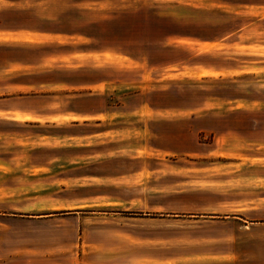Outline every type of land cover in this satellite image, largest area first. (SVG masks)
<instances>
[{
    "label": "rangeland",
    "instance_id": "obj_1",
    "mask_svg": "<svg viewBox=\"0 0 264 264\" xmlns=\"http://www.w3.org/2000/svg\"><path fill=\"white\" fill-rule=\"evenodd\" d=\"M0 8L7 24L64 33L28 43L76 51L81 33L108 50L53 55L25 75L104 69L121 99L95 117L66 113L101 111L93 95L0 101L25 108L0 111V264H264V0ZM17 75L0 71V92Z\"/></svg>",
    "mask_w": 264,
    "mask_h": 264
},
{
    "label": "crops",
    "instance_id": "obj_2",
    "mask_svg": "<svg viewBox=\"0 0 264 264\" xmlns=\"http://www.w3.org/2000/svg\"><path fill=\"white\" fill-rule=\"evenodd\" d=\"M11 13L5 9L0 8V50L3 51L1 53L0 60V71L1 75L10 74L12 72L17 73L18 75L15 77L16 80L12 83L15 88L13 91L0 92V101H8V100H17L18 102H26V101H36L39 103H51L55 99H59L63 96H71V95H93L95 101L100 102L102 104L101 111H91L88 108L87 104H84V109L79 111L75 108H67L66 113L76 116L82 117H95L96 115H105L107 112H111L114 114L116 110L115 108L121 107V99H118L117 93L106 90V84L112 83L115 86H118L117 79H107L105 75L104 69H90V70H81L74 69L66 72L62 71H42L37 73L26 74L25 72L29 69L28 72L34 71V68H38L43 65V61H46L48 58H51L53 55L56 56H67V55H79V54H99L108 51L106 47L102 44L101 47L95 46L93 44H98L97 40L90 35H85L81 33H73L72 36H78L82 38V43L78 44V49L76 51H69V46H55L44 44L43 46H37L33 42H26L23 37L25 34L31 35H63L62 31H47V30H34V29H26L27 27L23 25L7 24L4 22V18ZM17 16L18 14L12 13ZM96 25L95 27H97ZM70 36V37H72ZM12 38V39H10ZM202 43H208L206 41ZM33 48L39 53V50L52 48L55 52L58 49L66 48L68 51L65 53H44L42 56L39 55L37 59L26 58L25 55H29L28 49ZM29 50V51H33ZM72 52V53H71ZM12 53V55H11ZM19 55V57H15L14 54ZM21 54V59H20ZM25 54V55H24ZM32 55V53H31ZM39 71V70H38ZM20 73L22 74V81H20ZM92 75V77L90 76ZM76 80L75 81V78ZM77 77H81L83 79H78ZM95 89V92H91L90 89ZM120 89H117L119 92ZM86 101V100H84ZM76 102V101H75ZM9 105V104H8ZM7 107H3L0 109L1 112L5 113H19L21 111L25 112V108H12L10 105ZM74 105V104H73ZM75 106V105H74ZM2 120V119H0ZM9 121V120H8ZM13 123H17L15 121H10ZM21 123V122H19ZM29 125L28 123L23 122L22 125ZM66 126V125H65ZM77 122L73 121L68 125V128L76 127ZM67 128V129H68ZM103 131H97L93 134L101 133ZM64 137V133L57 135ZM81 136V135H80ZM86 136V135H85ZM70 137H74L70 135Z\"/></svg>",
    "mask_w": 264,
    "mask_h": 264
}]
</instances>
